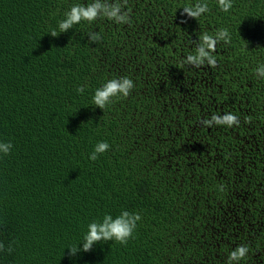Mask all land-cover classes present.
Listing matches in <instances>:
<instances>
[{
	"label": "trees",
	"instance_id": "1",
	"mask_svg": "<svg viewBox=\"0 0 264 264\" xmlns=\"http://www.w3.org/2000/svg\"><path fill=\"white\" fill-rule=\"evenodd\" d=\"M89 2L0 0V142L12 144L0 153V243L13 247L0 264H226L241 244L239 264H264V0L228 12L207 0L197 20L181 9L195 0H128L131 24L50 35ZM220 28L231 42L216 66L180 68ZM122 76L130 95L96 107L95 90ZM228 112L238 126L202 123ZM98 142L110 147L91 161ZM123 210L142 217L127 245L69 255L89 223Z\"/></svg>",
	"mask_w": 264,
	"mask_h": 264
},
{
	"label": "clouds",
	"instance_id": "2",
	"mask_svg": "<svg viewBox=\"0 0 264 264\" xmlns=\"http://www.w3.org/2000/svg\"><path fill=\"white\" fill-rule=\"evenodd\" d=\"M216 2L223 12H228L233 7V0H216ZM127 3L128 0H91V2L86 4H73L65 12L64 18L59 21V31L52 30L50 35L57 37L60 33L67 32L74 25L80 24L82 21L92 23L100 18H105L121 25L131 24L130 13L125 7ZM181 9L182 14H186L187 17L196 20L210 10L207 0H195V3H190ZM88 39L95 43L101 39V36L97 32H90L88 33ZM219 42L225 44L231 42V35L227 28H220L212 34L203 33L194 51L181 61L180 68H183L185 64L196 68L205 65L215 67L217 60L213 53H215ZM254 71L259 79L264 80V63H259ZM134 86L133 80L127 76L108 79L101 87L95 90L92 98L93 104L100 109H104L112 102L113 98L128 97ZM83 91V87L77 88L78 93H82ZM248 120L250 121V118ZM202 123L208 127L213 125L232 127L239 125V117L231 112L223 115L213 114L210 119L203 120ZM109 147L110 145L107 142H98L93 152L89 155V159L95 161L98 158V154L106 152ZM11 148L12 144L10 142H0V153L8 155ZM221 190H223V186H221ZM141 218L139 213L123 210L115 218L112 215L105 214L102 219L93 220L87 225V231L82 240L67 248L69 255H75L80 251L88 252L100 241H115L120 245H127L129 239L134 238L133 233L137 228V222ZM78 244L81 247H78ZM0 251L11 253L13 251L12 244H9L5 248V245L0 243ZM248 253V245H238L228 253L226 264H239V262L245 260Z\"/></svg>",
	"mask_w": 264,
	"mask_h": 264
}]
</instances>
